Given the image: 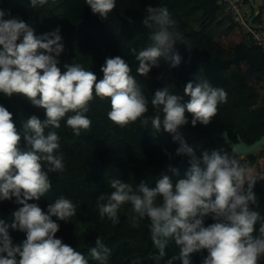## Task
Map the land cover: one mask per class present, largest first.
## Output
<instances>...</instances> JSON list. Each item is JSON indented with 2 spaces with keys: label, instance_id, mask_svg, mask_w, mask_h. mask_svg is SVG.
<instances>
[{
  "label": "clouds",
  "instance_id": "obj_1",
  "mask_svg": "<svg viewBox=\"0 0 264 264\" xmlns=\"http://www.w3.org/2000/svg\"><path fill=\"white\" fill-rule=\"evenodd\" d=\"M48 2L30 0L29 6L38 9ZM85 3L102 20H107L116 8V0ZM146 12L142 24L150 30L151 44L139 52L130 49L138 62L136 72L142 77L158 67L161 58L170 61L172 67L179 66L183 58L177 43L191 52L190 41L177 30V22L166 6L149 5ZM63 51L59 28L36 35L24 20L0 9V94L8 98L22 95L45 112L43 121L32 115L23 122L21 134L13 114L0 105V201L15 198L14 203L20 206L12 213L11 225L0 219V264H90V260L109 264L110 249L100 237L89 249L90 259L56 238L60 226L52 217L68 222L75 216L77 205L71 199L60 196L46 212L37 203H30L39 201L52 188L48 172L66 170L60 136L54 129H60L63 120L75 137L89 130L92 121L86 114L96 98L109 100L107 117L122 129L139 121L144 127L151 124L156 133L163 130L172 134L179 142L176 155L190 157L191 165L175 186L167 174L158 179L155 187L144 181L134 187L119 178L112 179V191L97 198L99 217L116 225L121 208L130 203L133 228H140L145 219L149 221L151 241L158 249V255L153 257L157 262L174 242L178 254L165 264L176 260L192 264L191 254L201 250L208 253L201 264H261L264 218L251 209L258 203L256 178L249 175L245 179L246 169L235 150L231 155L205 151L197 157L180 132L189 123L186 114H190L193 127L197 123L208 126L218 106L227 103L225 90L213 87L206 78L188 82L183 96L171 93L166 86L151 98L153 114L148 115L149 101L124 58H106L100 69L103 78L98 81L93 71L78 63L65 64L62 72L58 57ZM184 96L188 99L184 100ZM42 162L48 164L47 172ZM169 170L177 173L174 168ZM207 217L214 222L205 226ZM257 222L258 233L254 227ZM10 229L25 233L26 238L15 244Z\"/></svg>",
  "mask_w": 264,
  "mask_h": 264
},
{
  "label": "trees",
  "instance_id": "obj_2",
  "mask_svg": "<svg viewBox=\"0 0 264 264\" xmlns=\"http://www.w3.org/2000/svg\"><path fill=\"white\" fill-rule=\"evenodd\" d=\"M249 1L246 0L247 3ZM149 5L168 8L177 22V30L190 41L191 52L182 44L177 43L176 46L207 60L217 56L226 58L219 53L218 38L239 27L216 4V0H193L181 12L172 10L171 0H116V8L107 20L94 15L85 0H49L47 5L32 10L41 31L47 33L60 29L64 51L58 57V66L62 72L65 71V64L78 63L86 70L93 71L99 81L103 78L100 69L106 58L121 56L129 63L132 75L136 76L141 85L142 92L149 101L148 115H151V98L157 90L168 86L171 93L183 96V88L188 82L208 78L191 70L183 59L179 66L172 67L170 61L161 58L159 66L153 67L147 77L137 74L138 62L130 49L135 48L139 52L151 44L150 30L142 24ZM0 9L10 13L11 17L24 21L27 17L25 9L5 0H0ZM128 13L135 14L138 21L133 20ZM248 45L254 60L264 66V53L261 49L252 41ZM235 52L236 48L232 57ZM244 63L245 60H241L236 65L218 69L227 89V103L218 106V113L208 126L197 123L193 127L190 114H186L189 123L180 132L197 157H201L205 151L209 154L220 151L231 155L233 150L222 138L224 132L235 143L240 138L252 144L264 136V101L258 88L262 85L264 89V71L248 64L244 66ZM208 80L213 87H219ZM187 99L184 96V100ZM0 105L13 114L15 127L21 134L23 122L30 116L35 115L42 121L45 119L43 109L33 106L19 94H14L11 98L0 94ZM109 110L108 99L96 98L86 114L92 121L91 128L83 131L79 137L73 135L63 120L61 128L54 129L60 136L66 170L62 173L48 172L52 188L39 201L30 203H37L46 212L48 205L60 196L71 199L77 205L75 216L68 222L52 217L60 226L56 238L83 252L89 259V249L96 246L95 241L100 237L110 249L109 264H165L167 259L178 254L179 248L174 242L165 249L166 256L157 262L153 257L158 255V249L151 241L147 227L149 221L145 219L140 228H133L131 218L134 213L129 203L121 208L119 223L113 225L107 218L102 220L99 217L97 198L112 191L110 181L114 178L134 187L142 181L155 187L158 179L167 174L175 186L179 179L185 178L191 167L190 157L176 155L179 142L174 141L172 134L163 130L156 133L151 124L144 127L139 121L122 129L108 119ZM47 131L45 129V133ZM24 144L22 136L21 146ZM250 155L256 159H264V146ZM237 158L239 159L238 156ZM48 167L46 162H42L44 171L47 172ZM170 168L176 169L177 173L170 171ZM14 199L0 201V219L9 225L14 219L12 213L20 207L14 203ZM213 222L211 217L205 218V226ZM254 227L258 233L260 222ZM10 235L15 244L26 238L25 233L11 229ZM207 255V250L191 254L192 264H201ZM90 264L96 262L90 260ZM174 264L182 262L176 260Z\"/></svg>",
  "mask_w": 264,
  "mask_h": 264
},
{
  "label": "water",
  "instance_id": "obj_3",
  "mask_svg": "<svg viewBox=\"0 0 264 264\" xmlns=\"http://www.w3.org/2000/svg\"><path fill=\"white\" fill-rule=\"evenodd\" d=\"M5 1L13 6H17L26 10L27 17L25 19V22L34 29L36 35H38L39 33L41 34L45 33L44 31H41L40 28L38 27V21L35 18L32 8L29 6L30 0H5ZM251 7L260 13L261 8L255 5V0L251 1ZM176 48L180 52L184 62L190 66L191 70L198 73L201 70H203L202 74H204L213 83L223 88L225 92L227 91V89L224 86L223 79L218 69H221L226 65H236L241 60H245V62L251 67L264 71V66L261 63L256 62L254 60L251 52V47L246 42H240L239 44H237L236 52L233 57L221 58L217 56L214 57L212 60H207L203 57H197L195 55L189 54L179 46H176ZM231 93L234 96V93L232 91ZM222 138L225 139L226 143L230 146L232 150H235L237 156H241V155L247 156L258 150L262 146H264V136H262L260 139H258L252 144H248L242 141L240 138L238 140V143H235L233 140H231L228 137L227 132H224L222 134Z\"/></svg>",
  "mask_w": 264,
  "mask_h": 264
},
{
  "label": "rangeland",
  "instance_id": "obj_4",
  "mask_svg": "<svg viewBox=\"0 0 264 264\" xmlns=\"http://www.w3.org/2000/svg\"><path fill=\"white\" fill-rule=\"evenodd\" d=\"M190 1L191 0H185L184 2L188 3ZM257 5L260 8H263L262 3L260 2V0L257 1ZM250 8H251L250 6L247 7V5H246L243 8V13L250 12L252 10V8L251 9ZM128 15L133 20L138 21V18H137V16L135 14L128 13ZM263 16H264V14H263ZM242 41L246 42L247 44L251 43V41L245 36V32L243 30H241V28H237L236 30L227 32L224 36H221L220 38H218V50H219V53L222 56L226 57V58L227 57H232V55L234 54V49L236 48L237 44H239ZM243 65L247 66V63H244ZM258 88L261 91V95H262V98H263V101H264V89H263L262 85H259ZM239 159H240L241 165L243 164L245 169L248 168V166L246 167V165L250 164L249 165V167H250L251 165L253 166V164H255V163H250V161H252V159H249L247 157H244L242 159L240 157ZM256 167L257 168L251 167V168L254 169V171H251V172H256L254 175H258V180H260L261 177L264 176V164L258 163ZM247 175H248V173L246 172L245 173V179L248 177ZM262 194H263L262 192H256V195H258L257 199Z\"/></svg>",
  "mask_w": 264,
  "mask_h": 264
},
{
  "label": "built area",
  "instance_id": "obj_5",
  "mask_svg": "<svg viewBox=\"0 0 264 264\" xmlns=\"http://www.w3.org/2000/svg\"><path fill=\"white\" fill-rule=\"evenodd\" d=\"M225 14L233 23L245 32V36L264 53V25L254 26L248 21L249 16L243 13V8L248 4L246 0H216Z\"/></svg>",
  "mask_w": 264,
  "mask_h": 264
},
{
  "label": "crops",
  "instance_id": "obj_6",
  "mask_svg": "<svg viewBox=\"0 0 264 264\" xmlns=\"http://www.w3.org/2000/svg\"><path fill=\"white\" fill-rule=\"evenodd\" d=\"M184 1H185V0H171V8H172V10H173L174 12H181L182 9H183L187 4H189L190 2H192L193 0H191V1L188 2V3H185ZM251 1H252V0H250L249 3H247L248 6H250V7H251ZM257 1H258V0H255V5H256L257 7H259V6L257 5ZM260 2L262 3V6H263V8H261L260 13L257 12L256 10H254L252 7H251L252 10H251L250 12H246L247 15L249 16L248 21L250 22V24H252V25H254V26L264 25V16H263V14H264V0H260ZM185 4H186V5H185ZM251 8H250V9H251ZM238 157H239V158L241 157V159L244 158V157H247V158H249V159H252V161H250V163H255V164H253V166L251 165L250 167H249L250 164H249V165H246V167L248 166V168H246L245 173L247 172V173H248L247 176L251 175V176L255 177L256 180H257V182H256V184H255V186H254V192H255V193H256V192H262L263 194H262L260 197H258V199H257L258 203H257L256 205H251V209H252L253 211L258 212L260 216H264V179H260V180H258V175H254L256 172H251V171H254V169L251 168V167H255V168H257L256 166H257L258 163H262V164H264V159H263V158H261V159H256L254 156H251L250 154L247 155V156H243V157H242V155H241V156H238ZM256 163H257V164H256ZM242 167H244L243 164H242ZM249 170H250V171H249ZM263 177H264V176H263ZM246 180H247V178H246ZM246 187H247V184H245V188H246ZM257 196H258V195H257Z\"/></svg>",
  "mask_w": 264,
  "mask_h": 264
}]
</instances>
